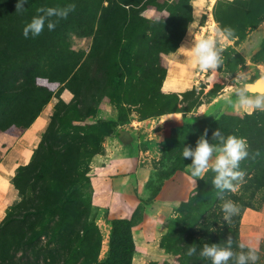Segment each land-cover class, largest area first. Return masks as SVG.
<instances>
[{
    "label": "rangeland",
    "instance_id": "rangeland-1",
    "mask_svg": "<svg viewBox=\"0 0 264 264\" xmlns=\"http://www.w3.org/2000/svg\"><path fill=\"white\" fill-rule=\"evenodd\" d=\"M126 1L134 4H125ZM7 2L2 4L0 0V38L5 39L11 38L9 25H13L10 20L14 17L23 24L39 15L40 7L76 5L75 11L58 23H74V29L67 33L68 47L73 52L67 51L65 58L69 65L73 62L71 74L80 65L87 72L94 70L91 93L112 90L111 80L117 68L124 70L112 96L102 99L94 114L96 121L91 124L100 126L103 120L110 119L117 124V130H125L128 136L104 135L102 153L90 161L89 218L98 230L99 240L96 243L95 237L72 231L63 244L66 253L72 252L70 264L103 263L109 255L113 221L121 217L129 219L135 246L127 264H204L186 255L190 245L196 246L198 255L204 243L210 241L204 224L199 221L196 225L188 216L189 199L200 178L194 187L188 168L191 160H184L182 152L185 146L194 148L205 129L211 142L209 136L218 121L247 114L223 97L235 100L242 82L264 74V0H217L215 5L206 4L203 10L195 8L193 0H28L25 10L19 13L17 0ZM133 12L137 13L132 19L136 21L135 29H120V23L131 19ZM211 16L221 29H233V36L222 53L217 80L209 86L204 77L210 72L193 66L189 49L196 37L209 35V30L203 31L202 27L208 26ZM109 29L113 33H108ZM125 35L133 36L130 44L121 39ZM12 41L21 43L16 37ZM176 42V50L167 52L168 46ZM29 43L35 46L31 57L45 56L35 49L45 46L46 40L30 37ZM167 77L176 82L178 89H163ZM36 83L51 91V98L41 111H47L50 120L55 104L60 99L68 102L73 93L64 88L65 82L44 76L37 77ZM214 83L221 87L209 94ZM64 91L71 93L67 100L62 97ZM83 93L87 96L90 92L87 89ZM259 112L264 114L260 110L252 114ZM46 127L47 124L37 134L33 150ZM230 131L228 124L225 133ZM251 158L250 153L248 162ZM253 187L237 192L251 197L253 207L244 208L243 213L264 212V190L252 193ZM16 193L12 203L19 199L17 189ZM257 221L248 217L247 225L253 226ZM240 226L238 240L258 244L264 251L260 230L250 237ZM223 228L221 223L213 231L218 236ZM186 243L189 245L185 249Z\"/></svg>",
    "mask_w": 264,
    "mask_h": 264
},
{
    "label": "trees",
    "instance_id": "trees-1",
    "mask_svg": "<svg viewBox=\"0 0 264 264\" xmlns=\"http://www.w3.org/2000/svg\"><path fill=\"white\" fill-rule=\"evenodd\" d=\"M1 3L8 2L1 0ZM125 4L134 3L126 1ZM136 15L133 12L131 19L122 21L120 29L134 30L136 21L132 19ZM19 20L15 17L10 20L13 22V25H9L11 38H0V132L11 126L27 129L43 110L51 98V91L46 86L38 85L37 77L44 76L51 81L65 82L64 88L70 90L73 96L68 102L60 99L55 104L30 160L19 165L11 178L12 185L19 191V199L7 207L0 221V264H70L72 252L68 250L66 253L63 244L72 231L91 235L95 237L96 243L99 240L98 230L89 218V164L92 157L102 153L104 135L117 134L118 130L117 124L110 119L103 120L100 126L91 122L96 121L94 114L102 99L112 96L124 70L121 66L117 68L111 80L112 90L103 94L91 93L94 87L91 83H95L94 70L93 73L87 72L80 65L71 74L73 62L69 65L65 58L67 51L73 52L68 47L67 33L74 29V23H57L53 31H49L45 24L39 37L46 40L47 44L35 50L38 54H46L34 58L31 57V51L35 46L29 43L31 34L28 39L22 35L23 27L30 21L22 24ZM108 33L113 31L109 29ZM14 37L21 43H13ZM132 37L125 35L121 39L130 44ZM177 47L178 42L169 45L167 52H173ZM165 75L166 72L163 73V78ZM216 87L221 86L214 83L208 93H214ZM87 89L90 93L86 96L83 91ZM228 124L231 131L225 133ZM217 128L225 136L236 130L237 134L233 135L247 140L252 158L249 162L245 159L240 164V169L244 170V179L238 183L239 189L236 192L225 191L222 194L223 200L212 185L215 173L210 168L204 178L198 180L189 199L188 216L194 224L197 225L199 221L204 224L203 227L209 231L210 243L218 241L223 242V245L230 234L233 249L238 251L242 213L244 208L253 205L251 197L238 195L237 192L241 193L250 186H254L252 193L258 189L264 190V114L259 112L227 116L223 121H218L212 130ZM209 137L211 142L217 143L212 140V136ZM225 200H232L239 208L238 214L228 224L223 220L221 208ZM196 215L200 217L195 218ZM221 223L224 228L217 236L213 228ZM188 245L186 243L185 249ZM134 249L129 219L118 218L112 224L109 255L100 264H127ZM259 255L257 264H264L262 249ZM117 257L120 259L117 260ZM192 258L210 264V261L199 258V254Z\"/></svg>",
    "mask_w": 264,
    "mask_h": 264
},
{
    "label": "clouds",
    "instance_id": "clouds-1",
    "mask_svg": "<svg viewBox=\"0 0 264 264\" xmlns=\"http://www.w3.org/2000/svg\"><path fill=\"white\" fill-rule=\"evenodd\" d=\"M28 0H17L16 11L23 12L24 5ZM217 0H193L194 7L203 10L206 4L215 5ZM76 5L69 4L64 7H40L37 9L39 15L34 16L22 29V35L28 39L38 37L44 31L45 24L49 31L55 30L59 19H67L69 13L75 11ZM57 17V20H52ZM159 19V18H157ZM233 36V29L225 27L221 29L218 25L213 26L212 34L196 37L192 42L189 55L193 66L198 67L203 72H211L212 79L215 71L223 63L222 53L225 50L229 38ZM231 91V89L227 90ZM228 103L237 110H243L251 115L253 111H264V95H249L244 90H237L236 99L229 96L223 97ZM204 110L201 109L200 113ZM207 129L197 140L195 147L185 146L182 152L184 160H191L188 168L191 174L192 184L196 187L197 178L203 179L205 173L211 168L215 173L212 185L218 190V195L223 200L225 191L236 192L238 183L244 179V172L240 169V164L250 156L249 145L244 137L229 134L225 136L219 128L213 131L212 140L217 143L209 142L206 138ZM259 153L257 152L256 155ZM214 158V159H213ZM223 220L227 224L232 217L237 215L239 208L232 200H225L221 205ZM259 237L257 241L259 242ZM238 251L233 249V238L227 237L224 244L204 243L199 251V258L210 261V264H257L260 259V249L251 243H239ZM197 254L195 245L187 248L186 255L192 257Z\"/></svg>",
    "mask_w": 264,
    "mask_h": 264
},
{
    "label": "crops",
    "instance_id": "crops-1",
    "mask_svg": "<svg viewBox=\"0 0 264 264\" xmlns=\"http://www.w3.org/2000/svg\"><path fill=\"white\" fill-rule=\"evenodd\" d=\"M70 95L69 91L62 93L65 100L69 99ZM47 113V111L41 112L25 130L11 126L0 132V221L5 215L6 207L15 200L17 195L16 189L11 183L14 171L19 165L26 164L30 160L33 145L38 140L37 134L49 121ZM248 217L258 221L253 226L247 225ZM240 225L241 231L249 233L250 237L253 236L252 233H257L259 230L263 234L261 236L264 237V212L245 211Z\"/></svg>",
    "mask_w": 264,
    "mask_h": 264
},
{
    "label": "water",
    "instance_id": "water-1",
    "mask_svg": "<svg viewBox=\"0 0 264 264\" xmlns=\"http://www.w3.org/2000/svg\"><path fill=\"white\" fill-rule=\"evenodd\" d=\"M239 90H244L249 95L264 94V74L258 76L254 80L242 82ZM117 134L119 136H121L122 134L128 136V132H126L125 130H118Z\"/></svg>",
    "mask_w": 264,
    "mask_h": 264
},
{
    "label": "bare ground",
    "instance_id": "bare-ground-1",
    "mask_svg": "<svg viewBox=\"0 0 264 264\" xmlns=\"http://www.w3.org/2000/svg\"><path fill=\"white\" fill-rule=\"evenodd\" d=\"M209 9H211V5L209 6ZM209 13V12H208ZM210 15V14H209ZM196 16V15H195ZM209 20V19H208ZM196 21V20H195ZM216 25L214 19L212 18L211 16V19L209 20V24L208 26H201L203 31H205L206 29L209 30V34H212L213 32V26ZM196 33V32H195ZM199 35V34H198ZM200 75V74H199ZM202 76V75H201ZM209 76H212V73L210 72ZM209 76L208 77H204V78H207V81L209 82V86L211 83L215 82L217 79H216V71H215V75L213 76L212 79H209ZM176 79V78H175ZM184 79V78H183ZM198 79V78H197ZM177 86H176V82H174L173 80H171L169 77L165 78L164 81H163V89L164 90H173V89H176ZM186 88V87H185ZM178 89V88H177ZM184 89V88H183ZM25 158V157H24ZM22 159V158H21ZM22 161V160H21Z\"/></svg>",
    "mask_w": 264,
    "mask_h": 264
}]
</instances>
